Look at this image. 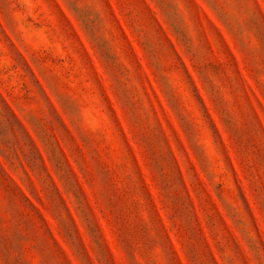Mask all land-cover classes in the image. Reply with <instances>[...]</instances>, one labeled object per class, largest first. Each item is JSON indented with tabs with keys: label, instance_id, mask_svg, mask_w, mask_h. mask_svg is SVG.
I'll return each mask as SVG.
<instances>
[{
	"label": "rangeland",
	"instance_id": "1",
	"mask_svg": "<svg viewBox=\"0 0 264 264\" xmlns=\"http://www.w3.org/2000/svg\"><path fill=\"white\" fill-rule=\"evenodd\" d=\"M0 264H264V0H0Z\"/></svg>",
	"mask_w": 264,
	"mask_h": 264
}]
</instances>
